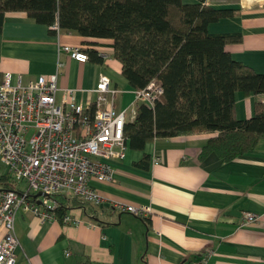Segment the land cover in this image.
<instances>
[{"label":"crops","instance_id":"1","mask_svg":"<svg viewBox=\"0 0 264 264\" xmlns=\"http://www.w3.org/2000/svg\"><path fill=\"white\" fill-rule=\"evenodd\" d=\"M204 2L238 9L235 15L207 23V31L238 32L240 39L225 43L224 49L233 59L264 73V0ZM57 39L99 50L106 57L100 62H78L57 52ZM110 42L60 28L56 36L25 12L6 11L0 26V78L8 71L10 82L17 76L25 82L38 74L56 72L55 100L60 99L61 88L71 87L75 99L84 103L92 97L87 89L104 73L117 89L115 106L129 111L133 88L111 56ZM263 99V94L235 90L236 118L251 117L255 103ZM216 133L215 129L155 137L142 149L126 144L122 157L103 158L112 168L111 179L89 178L88 183L104 200L69 208L66 213L78 222L42 220L17 209L13 264H79L86 260L90 264H264V137L229 160L213 151L201 156V147ZM142 157L145 167L135 164ZM4 169L0 175L7 173ZM12 181L14 189L25 188L16 187L21 180ZM115 203L147 205L150 210L134 215ZM245 210L258 213L259 218L242 224L240 214ZM4 231L0 226V238Z\"/></svg>","mask_w":264,"mask_h":264},{"label":"trees","instance_id":"2","mask_svg":"<svg viewBox=\"0 0 264 264\" xmlns=\"http://www.w3.org/2000/svg\"><path fill=\"white\" fill-rule=\"evenodd\" d=\"M220 1V0H219ZM6 11H23L47 27L82 36L111 39L110 54L120 63L121 75L133 89L151 78L162 86V96L151 108L134 104V116L123 124L125 143L133 149L155 137L200 130H217L201 147L229 160L253 148L264 137V102L254 113L237 119L233 93L264 95V73L233 59L224 44L240 39L238 32L207 31V23L238 13L198 0H0V26ZM88 59L100 62L97 50L84 48ZM146 166L145 157L137 162ZM0 189H14L7 173ZM46 206L59 222L73 207H85L75 196L58 195ZM79 264H90L89 261Z\"/></svg>","mask_w":264,"mask_h":264},{"label":"built area","instance_id":"3","mask_svg":"<svg viewBox=\"0 0 264 264\" xmlns=\"http://www.w3.org/2000/svg\"><path fill=\"white\" fill-rule=\"evenodd\" d=\"M48 28L57 36L59 27L53 22ZM57 52L84 62L88 59L84 47L56 41ZM101 58L104 52L97 50ZM60 65V62H57ZM56 72L38 74L21 82L17 76L10 82V73L0 78V163L12 180H23L25 188L0 189V264H13L17 238L13 231V215L19 209L40 219H56L46 209L54 196H75L81 202L99 204L104 197L89 185V178L110 180L112 168L103 158L122 157L126 143L123 124L134 116V104L151 108L162 96L158 79L151 78L139 89H133L134 102L127 111L114 104L117 89L109 77L100 73L92 88L91 99L81 103L75 99V89L61 88L55 100ZM264 102V99L262 100ZM100 156L102 160L93 159ZM134 215L150 210L147 205L115 203ZM259 214L242 211V224L256 221ZM63 222H78L68 213ZM195 264H202L196 262Z\"/></svg>","mask_w":264,"mask_h":264},{"label":"rangeland","instance_id":"4","mask_svg":"<svg viewBox=\"0 0 264 264\" xmlns=\"http://www.w3.org/2000/svg\"><path fill=\"white\" fill-rule=\"evenodd\" d=\"M4 166L0 163V172H3ZM25 186V182L23 180L16 182V187L23 188Z\"/></svg>","mask_w":264,"mask_h":264}]
</instances>
